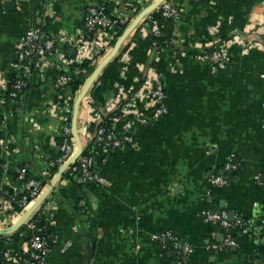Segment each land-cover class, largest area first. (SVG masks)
<instances>
[{
  "label": "crops",
  "instance_id": "crops-1",
  "mask_svg": "<svg viewBox=\"0 0 264 264\" xmlns=\"http://www.w3.org/2000/svg\"><path fill=\"white\" fill-rule=\"evenodd\" d=\"M121 1L139 2L130 5L133 20L156 0ZM100 2L0 0V157H7V178L17 193L23 192L18 168L40 175L59 152L56 139L66 117L71 124L73 102L69 116L51 108L57 100L54 82L78 58L71 45H62L53 63L32 70L19 98L4 101L19 42L27 29L45 23L51 35L71 39L83 31L85 7ZM175 3L178 17L161 22L165 48L156 47L140 21L79 105L77 133L84 146L90 122L130 92L137 93L136 110H144L145 78L159 76L166 92V112L134 128L135 146L96 153L98 184H87L82 194L61 181L67 187L64 203L50 193L54 242L46 264H162L161 247L152 236L165 230L191 246L184 264H264V185L256 178L264 177V0ZM121 33L114 31L93 57L84 82ZM94 38L103 47L100 30L87 41ZM220 43L228 60L212 66L201 56ZM67 95L74 101V93ZM228 161L238 164L227 174L228 183L210 184L209 175L222 174ZM220 209L233 214L230 220L251 226L229 230L235 244L216 250L227 231L202 213ZM20 217L0 215V229ZM26 236L24 229L8 245L13 254L24 248Z\"/></svg>",
  "mask_w": 264,
  "mask_h": 264
},
{
  "label": "built area",
  "instance_id": "built-area-1",
  "mask_svg": "<svg viewBox=\"0 0 264 264\" xmlns=\"http://www.w3.org/2000/svg\"><path fill=\"white\" fill-rule=\"evenodd\" d=\"M119 1L101 0L97 5L87 6L83 16V31L77 32L75 37L71 39L59 34L48 35L41 31L39 26L27 29L19 42L15 60L12 63L15 79L10 83L9 89L7 81L4 101L16 100L19 98L27 86L29 75L32 70L39 71L53 63V57L59 51L58 49H61L62 45L69 44L78 52V58L75 62H81L84 59L92 61L99 50L105 48L111 41V34L116 30H118V33L120 32L119 24L125 22H128L127 24L130 23L135 9L130 5H139V2L136 1ZM110 2L113 4V8L111 12H107L106 4ZM154 11L159 12L160 18L153 17L152 13ZM178 15L179 7L175 3V0H162L155 9L143 17L141 22L143 21L146 23L149 35L160 36L162 20L177 18ZM46 16L47 15H45V17ZM254 25H260V21L254 23ZM95 29L100 30L104 35L103 47H99L103 41L100 42L95 38L94 43H89V41H87V38L92 37ZM164 48L165 46L162 47V49ZM201 57L212 66H220L228 60L229 56L227 55L223 43H220L204 52ZM31 67H33L32 70ZM85 71L82 69H75L74 73L79 74ZM261 77H264V74H261ZM70 81L71 76L63 72V70L56 76L54 86L57 89V96L59 99L56 100L51 107L54 111L63 112L66 115L68 114V116L71 113L69 101L72 98L67 95V92L70 91ZM143 85L145 86L147 94V102L144 110H136L139 106L137 93L130 92L129 95L124 98L125 102L121 106L124 115L130 116V118L124 121L120 128L112 121L113 119L110 120V125L104 123V117L107 113L93 119L96 125L92 131L87 132V143H93L92 151L89 150L83 153L82 150V153L64 170V172L71 167L70 174L76 171L80 173L77 177L78 182L98 184L100 182V177L96 153L99 151L108 153L125 146H135L134 128L139 125L145 126L151 124L166 112V92L160 77L145 78L143 80ZM77 92L78 90L74 95H77ZM120 103L121 102H116L113 104L109 112L117 109ZM66 119L59 130V136L63 139L62 142L58 144L60 154L57 158L50 159L46 162V168L42 172L43 177L48 178L50 176L47 170V166L50 163L55 162L60 167L76 150L75 141L71 133V124L70 121L66 122ZM262 127L264 128V120ZM4 148L7 147L4 146ZM7 164V157H0V215H4L5 217L11 215L12 219L17 220V218H19L39 197L43 190L47 188L54 175L51 179H48L45 185H42L41 180L35 178L25 180V175L28 172L27 168L24 166L18 168L17 179L23 186V192L21 197L16 198L15 195L19 193H17L9 183L7 178ZM237 166V162H226L223 165L222 174L209 175V183L215 186H225L229 180L227 174L234 171ZM256 178L259 184L264 185L263 176L258 175ZM62 182L67 184L68 180L65 179ZM9 188L12 190L11 192ZM48 196L23 223L25 232H27V238L26 244L20 252L16 255L13 254L8 248V245L12 241L9 234H0V264H5L7 261H14L17 264L47 263V256L51 250L47 244L49 236L45 233L44 225L38 226V221H40V219L48 221L51 225L55 203L53 202L54 200L47 199ZM14 206H18L21 210H14ZM34 214L36 215L33 217ZM202 214L205 220L227 231L224 241L220 245H214L216 250L228 248L235 244V240L230 235L229 230L236 228L248 229L251 226L249 221H241L236 217L230 220L228 212L223 209L205 210ZM260 228L264 229V218L260 223ZM152 237L159 242L163 248L166 247L168 243L172 245L173 251L176 254V259L172 260L171 264H184L185 256L192 250L191 246L186 241L177 239L170 231H161L154 234Z\"/></svg>",
  "mask_w": 264,
  "mask_h": 264
},
{
  "label": "trees",
  "instance_id": "trees-1",
  "mask_svg": "<svg viewBox=\"0 0 264 264\" xmlns=\"http://www.w3.org/2000/svg\"><path fill=\"white\" fill-rule=\"evenodd\" d=\"M106 7H107V12H111L112 8H113V4L110 2L108 4H106ZM86 8V7H85ZM153 17L155 18H160V15H159V12L158 11H154L152 13ZM128 22H125L123 24H119V27H120V32L126 27ZM40 30L45 32L46 34L50 35L51 32L49 31L48 29V24H42L40 26ZM154 44L156 45V47H158V49H162L163 46H165V39L163 38V36H153V35H150ZM114 43V40H112L111 44ZM91 67V60L89 59H84L82 60L81 62H73L71 63L70 65L67 66V68L65 70H63V72H65L66 74L70 75L71 76V81L69 83V88H70V91L71 93H74L79 90L82 85L84 84V78H83V73L84 72H81L79 74H75L74 73V70L75 69H82V70H88L89 68ZM33 69V67H31V70ZM15 79V76L12 75L9 79H8V89H9V85L10 83ZM29 81V80H28ZM162 81V79H161ZM162 84H163V81H162ZM27 86H28V83H27ZM26 86V87H27ZM164 86V85H163ZM25 87V89H26ZM24 89V90H25ZM58 96H57V100H58ZM72 99L69 101V104H70V107L72 105ZM125 101L121 102L119 104V107L115 110H113L112 112H109L107 113V115L104 117V123L106 125H110L111 124V121H114V123L116 124V126L118 128H120V126L124 123V121L128 120L130 118V116L128 115H124V113L122 112L121 110V106L122 104L124 103ZM96 125L95 121H92L90 122V125H89V131H92L94 126ZM62 138L59 136L57 139H56V142L57 144H60L62 142ZM92 144L93 143H86L84 146H82V150H83V153H85L86 151H89L91 150L92 151ZM60 154V152H58V154L56 156H54L53 158H57V156ZM98 163H100V160L98 161ZM59 166L57 163L53 162V163H50L48 166H47V170L48 172L50 173V176L48 178L46 177H43L42 174L40 175H33L32 173L30 172H27L26 175H25V180L29 179V178H35L37 180H41V184L42 185H45L48 181V179H51V177L57 172ZM71 170V167L70 169H68L67 171H65L61 177V180L59 181V183L57 184V186L54 188V190L52 191V194L55 195L58 200L61 202V203H64V202H67V200L65 199V194L67 192V186H74L76 188V190L82 194L85 193V188L87 186L86 183H82V182H78L77 181V177L78 175H80L79 171H76V172H72V174H70ZM218 174V173H216ZM67 179L68 180V183L63 185L61 184V181ZM10 192L12 191L10 188H9ZM16 198H19L22 196V193H19V194H16L15 195ZM14 210H17V211H20L21 209L18 207V206H14ZM36 214L33 215V217L35 216ZM44 225L45 228V233L49 236L48 238V247L50 249H52V246H53V242H54V230H53V227L52 225H50L48 223V221H43L40 219V221H38V226H42ZM24 230V224L16 231L12 232L9 234L10 238L12 240H17L18 237H19V233L21 231ZM175 236V235H174ZM176 237V236H175ZM177 239L179 240H182L178 237H176ZM159 243V242H158ZM160 245V244H159ZM161 247V245H160ZM50 253V252H49ZM49 257V254L47 256V259ZM176 254L174 253L173 251V248H172V245L170 243H168V245L166 247H161V262L162 264H171V261L176 259ZM178 257V255H177ZM181 257V256H180Z\"/></svg>",
  "mask_w": 264,
  "mask_h": 264
},
{
  "label": "water",
  "instance_id": "water-1",
  "mask_svg": "<svg viewBox=\"0 0 264 264\" xmlns=\"http://www.w3.org/2000/svg\"><path fill=\"white\" fill-rule=\"evenodd\" d=\"M162 0H156L154 1L150 6L144 8L123 30V32L120 34V36L116 39L111 51L102 59V61L96 66V68L93 70L89 78L84 82L81 89L77 93L74 101H73V111H72V118H71V133L75 141V147L76 150L74 154L65 162L63 163L57 170V172L54 174L50 184L47 186L45 190L39 195V197L31 204V206L22 214L20 219L13 224V226L6 228V229H0V234H10L16 230H18L25 220L33 213V211L43 202V200L51 193L54 186L57 184L59 180H61V177L64 173V170L77 159V157L82 153V144L79 138V135L77 133V115H78V109L79 105L86 95L87 91L93 84V82L96 80L97 75L102 70V68L115 56L118 49L120 48L121 44L125 40V38L134 30V28L138 25V23L143 19V17L155 9L159 3ZM232 214V213H231ZM231 214H229L231 216ZM233 215V214H232ZM232 217V216H231ZM257 264V263H256Z\"/></svg>",
  "mask_w": 264,
  "mask_h": 264
}]
</instances>
